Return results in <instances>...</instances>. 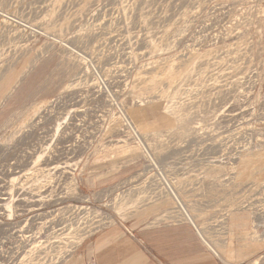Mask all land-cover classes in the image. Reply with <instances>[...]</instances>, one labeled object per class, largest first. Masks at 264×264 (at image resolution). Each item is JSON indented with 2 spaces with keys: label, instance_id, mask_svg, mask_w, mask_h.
I'll return each instance as SVG.
<instances>
[{
  "label": "rangeland",
  "instance_id": "rangeland-1",
  "mask_svg": "<svg viewBox=\"0 0 264 264\" xmlns=\"http://www.w3.org/2000/svg\"><path fill=\"white\" fill-rule=\"evenodd\" d=\"M0 96L2 264H63L117 219L130 229L164 206L143 195L153 169L209 255L264 264V248L244 258L264 238V0H0ZM57 163L55 195L28 207V171ZM232 211L251 228L228 230Z\"/></svg>",
  "mask_w": 264,
  "mask_h": 264
},
{
  "label": "crops",
  "instance_id": "crops-1",
  "mask_svg": "<svg viewBox=\"0 0 264 264\" xmlns=\"http://www.w3.org/2000/svg\"><path fill=\"white\" fill-rule=\"evenodd\" d=\"M120 182V179L96 180V198L106 197L109 190ZM151 204L147 202L146 205ZM150 207L154 213H148V209L142 207V215L145 217L129 225L131 230H137V241L126 233L124 227L127 226L117 219L115 224L85 240L63 264H236L221 254L209 255L202 240L197 238L198 235L189 226L164 224L163 206L153 204ZM156 214L160 224L147 226L148 222L155 223L152 218ZM247 216L245 212L232 211L228 217V230L234 234L249 230L251 219ZM255 248L260 251L264 245L248 250L244 248V258L252 256L256 252Z\"/></svg>",
  "mask_w": 264,
  "mask_h": 264
},
{
  "label": "built area",
  "instance_id": "built-area-1",
  "mask_svg": "<svg viewBox=\"0 0 264 264\" xmlns=\"http://www.w3.org/2000/svg\"><path fill=\"white\" fill-rule=\"evenodd\" d=\"M153 172L154 173L151 176L146 177L148 181L146 182L147 187H145L144 191L145 193L147 192L148 196L153 200H157V202L164 204V212L162 214L163 222L167 220L173 226H189L195 231L196 234H198V230L190 219L192 211L189 205L186 202H183V200L178 197L179 194L176 190L175 185L171 183V180L168 181L167 178L163 175V173L159 172L157 169H153ZM0 182H5L3 174H0ZM6 201V197L0 196V218L3 215L1 213V208L3 207V209L6 210ZM2 228H4L5 230V236L3 238L1 237ZM13 229L14 228L12 227V225H7L4 223L2 224L0 222V243L6 244L10 241L13 235V233L11 234V232H13ZM124 230L128 235L134 238L133 230L128 229L126 227H124ZM9 254L7 253V256L0 255V264L5 262L6 260H9L12 257H15L13 252L10 256ZM91 264L95 263L91 262Z\"/></svg>",
  "mask_w": 264,
  "mask_h": 264
},
{
  "label": "bare ground",
  "instance_id": "bare-ground-1",
  "mask_svg": "<svg viewBox=\"0 0 264 264\" xmlns=\"http://www.w3.org/2000/svg\"><path fill=\"white\" fill-rule=\"evenodd\" d=\"M68 139H69V137H68ZM76 139H78V138H76ZM75 141H77V140H75ZM73 146L74 145L61 147L56 152V154L52 156V158L48 159V161L53 159V160H56V162H61L63 159L68 158L70 155H72L78 149V148L76 149V147H73ZM31 151L34 152L35 148L31 149ZM43 157L44 156L39 157L36 160V163H39L41 160H43ZM47 165H48V163H46V166ZM69 167H70L69 165H63L62 166L60 163H57L56 165L52 166L51 169H45V170L42 169V170H40V173H43V171L48 172L47 175H36L35 173L33 174V172L28 171V184H31V182L34 183V184L32 183V185L28 186V207H32L33 206L32 203L40 202V201L46 199L47 197H52V195L54 193V190L52 189V184L54 183V180L55 179H60L61 177H64L65 174H66V172L64 171V172L59 173L58 176H51V170L58 172V171H60L62 169L65 170V168H69ZM40 177L43 178L42 181H39ZM17 178H13L12 182L18 180ZM23 185H25V184H23ZM13 187L15 188V186H13ZM12 190L13 189H11V191ZM43 192H45V193H43ZM45 194H47V195H45ZM192 214L193 213H191V215H190V219L192 220V222L194 223L196 229L198 230V234L197 235L202 240V242L210 248L211 243L209 242L208 239L207 240L205 239L207 237L204 234L203 228L201 226H199V224L194 219ZM89 231H91V229H85L84 230V232H85L84 235L87 234ZM80 240H82V239H80ZM259 241H261L262 245H264V238L260 239ZM215 254L218 256L220 253L218 252V254L217 253H215Z\"/></svg>",
  "mask_w": 264,
  "mask_h": 264
}]
</instances>
